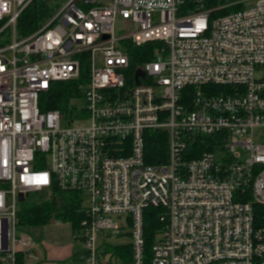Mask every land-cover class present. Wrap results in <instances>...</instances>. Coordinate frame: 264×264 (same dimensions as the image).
<instances>
[{
	"label": "built area",
	"instance_id": "built-area-1",
	"mask_svg": "<svg viewBox=\"0 0 264 264\" xmlns=\"http://www.w3.org/2000/svg\"><path fill=\"white\" fill-rule=\"evenodd\" d=\"M32 1L0 0V264L34 245L19 195L55 187L91 195L86 264H264V0H66L20 38ZM149 42L133 66L131 48ZM82 76L72 103L85 106L42 110L53 83ZM148 131L167 133L164 163L146 162ZM151 206L166 224L147 253ZM105 231L129 251L97 246Z\"/></svg>",
	"mask_w": 264,
	"mask_h": 264
},
{
	"label": "trees",
	"instance_id": "trees-1",
	"mask_svg": "<svg viewBox=\"0 0 264 264\" xmlns=\"http://www.w3.org/2000/svg\"><path fill=\"white\" fill-rule=\"evenodd\" d=\"M66 0H33L23 11L17 21V33L20 38L27 37L43 26L59 10ZM4 21H0V28ZM10 41V30H5L0 34V44ZM132 45V44H126ZM159 42H149L140 48H131L130 53L133 66L141 67L144 62L150 60L152 55H139L146 50L154 51ZM130 51V52H131ZM83 74L87 68L83 63ZM84 76L70 81H57L53 83L52 90L44 98L46 102L42 104V110H60L63 116L74 114L75 106L72 99L82 96V84L86 83ZM146 162L148 164L164 163L167 158L168 135L163 131L146 132ZM213 141V140H212ZM210 139H203V142L197 144L200 152L210 150L213 147ZM200 154V153H199ZM196 156V155H195ZM34 200L30 203L21 205L18 211V224L22 227L45 226L52 221H62L69 223L73 232H80L81 223L86 218V213L82 205V196L78 192L64 191L58 187L50 192L33 193ZM30 196V195H29ZM255 215L259 224H264V205H255ZM165 209L162 207H148L144 210V229L146 238V251L156 240L158 232L162 231L166 224ZM128 247V246H127ZM124 246H105L106 252H112L121 255V252H127L129 249ZM74 260L78 257L74 256ZM128 258V256H127ZM17 264H26L25 254H17Z\"/></svg>",
	"mask_w": 264,
	"mask_h": 264
},
{
	"label": "rangeland",
	"instance_id": "rangeland-1",
	"mask_svg": "<svg viewBox=\"0 0 264 264\" xmlns=\"http://www.w3.org/2000/svg\"><path fill=\"white\" fill-rule=\"evenodd\" d=\"M119 23L117 24V31ZM74 106H85L84 100L73 103ZM34 194L20 203H30L34 200ZM83 203L87 207L91 204V195L89 193L81 194ZM20 231L26 232L33 238L34 245L29 249L30 254L39 256L40 254L47 256L48 260H56L59 264H86L82 259L86 253L84 241L81 238L80 232H73L71 225L62 221H52L45 226H31L22 227ZM126 241L125 233H114V231H105L98 234L96 240L97 246L107 244L111 247H116L122 242ZM74 256L78 257V260H74ZM70 258L69 261L67 259ZM62 260V261H61ZM104 264H114L115 260L111 262L108 258L104 259ZM116 264H121V261L117 260Z\"/></svg>",
	"mask_w": 264,
	"mask_h": 264
},
{
	"label": "crops",
	"instance_id": "crops-1",
	"mask_svg": "<svg viewBox=\"0 0 264 264\" xmlns=\"http://www.w3.org/2000/svg\"><path fill=\"white\" fill-rule=\"evenodd\" d=\"M26 258V264H59L58 261L52 259V260H48L47 256H44L42 254H40L39 256H35V255H25ZM70 258L67 259V261H69ZM62 261V260H61ZM66 262L64 261V264Z\"/></svg>",
	"mask_w": 264,
	"mask_h": 264
},
{
	"label": "water",
	"instance_id": "water-1",
	"mask_svg": "<svg viewBox=\"0 0 264 264\" xmlns=\"http://www.w3.org/2000/svg\"><path fill=\"white\" fill-rule=\"evenodd\" d=\"M140 76L145 77V73L142 70L137 71V78ZM137 82H139L138 79H137ZM26 196H28V195H26ZM19 201H20V203L25 202V196L23 194L19 195Z\"/></svg>",
	"mask_w": 264,
	"mask_h": 264
}]
</instances>
